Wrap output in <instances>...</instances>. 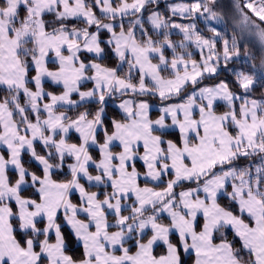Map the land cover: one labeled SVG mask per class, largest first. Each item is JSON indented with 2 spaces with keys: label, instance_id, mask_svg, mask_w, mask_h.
<instances>
[{
  "label": "snow or ice",
  "instance_id": "obj_1",
  "mask_svg": "<svg viewBox=\"0 0 264 264\" xmlns=\"http://www.w3.org/2000/svg\"><path fill=\"white\" fill-rule=\"evenodd\" d=\"M152 5L159 0H0V264H264V94L253 96L256 76L242 70H232L241 91L224 80L200 86L241 56L238 37L264 48V0H234L231 39L172 19L224 22L218 0H181L170 16ZM260 64L264 79V56ZM117 94L131 98L107 120L106 98ZM149 94L164 102L156 119L140 99ZM72 107L85 110L72 116Z\"/></svg>",
  "mask_w": 264,
  "mask_h": 264
},
{
  "label": "trees",
  "instance_id": "obj_2",
  "mask_svg": "<svg viewBox=\"0 0 264 264\" xmlns=\"http://www.w3.org/2000/svg\"><path fill=\"white\" fill-rule=\"evenodd\" d=\"M169 2H170V0L159 1V6L157 7V5H152V6H150V10H158V11H160L162 14H164L166 16H170L171 14L167 10V3H169ZM233 2H234V0H218L217 9L219 7L220 13L224 17L228 16V14H229L228 12L230 10L233 11V9L231 7ZM146 14L147 13H145L144 15H146ZM46 19H52V17L49 16V17H46ZM172 19L174 21H179L182 24L188 23L190 21H192L194 23H197V26H196L197 30L200 31L205 36H211V32L209 31V28L210 27H216L217 30H223L224 31L223 35L226 36V38L231 39V37H229V36H231V32H232L231 30H232L233 26L235 28V23L233 24L232 21L231 22L230 21L225 22L224 24H222L223 25L222 26V25H218V24H221V22H214V21L205 22V20H203V22H202V21H199L197 19H194V21H193L192 19H184V18H181V17H173ZM126 21H128V19ZM125 25H127L126 22H125ZM224 28H227V29H224ZM105 38H106V34H103L102 35V39H105ZM170 38L172 40H178L180 38V36L177 35V34H171ZM247 39L248 40L242 39L241 42H242V45H244L245 47L248 48L249 47L248 45H251V40H250V37L249 38L247 37ZM218 47H221L220 44H218ZM240 50H241V52H243V50L241 48H240ZM251 54H252L251 56L254 58L255 57L254 53L252 52ZM84 55H87V54H84ZM258 56H259V54H258ZM193 57H195V55H193ZM82 58H83V56H82ZM253 58H250L249 60H247V62L243 61L241 59H235L234 61H230L229 64H228V68L227 69H225L224 66H223V63H221V66L219 67V70H218L217 74L215 76H213V77H206L204 79L203 83L200 86L201 87L202 86H211V85H213L215 83H218L221 80H224V81L229 83V86L233 89V91H241L239 89H236L235 86H234L235 77L232 74V70L233 69L234 70L240 69V70L248 72L250 74H254V70L252 68ZM104 63L109 65V66H115L116 62H115V60H105ZM124 73H125V67H124L123 72H121V75H123ZM262 85H264V79H262L261 76H256V84L254 86V91H253V96L254 97L259 98L262 94H264V87H262ZM45 88L48 91H55L57 93L60 91V87L54 86L52 84H49L48 82H45ZM2 94H3L2 91H0V95H2ZM119 98H121V97H119ZM113 99H118V98L117 97L116 98H109V99L106 100L105 111H106V119L107 120H110L112 118L119 119L121 117L120 113L117 111V109L114 107V105L112 103ZM140 99H143L146 102L151 103V104H157V105L164 104V102H162L160 100V98H158L157 96H154V95H146V96L140 97ZM85 107L88 110L94 112L97 109L98 105L95 103V101H91V102H87L85 104ZM85 107H80L79 109H77L75 107L71 108L69 110V115L75 116L78 111H84ZM223 110H224V106L219 104L218 111H223ZM151 114L152 115H156V112L152 111ZM170 133L172 135H170L168 138L175 139L176 138V133L175 132H170ZM75 141H76V137L71 135V142H75ZM37 150L38 151H42V149H40L39 146H38ZM92 153H93L94 156H96L95 151H92ZM24 159L26 161L29 159L27 154H25ZM242 163H243V161H242ZM32 167L35 169L36 165L33 164ZM138 168L140 169L139 166H138ZM66 172H67V169L65 168L63 170V172H60L54 178L64 179ZM9 176L10 177H14L15 176V172L14 171H9ZM88 189L95 190L96 188L95 187H91V188H88ZM33 191L34 190L31 187H27L23 194L26 195V196H29V195H32ZM59 221H60V219L58 220V222ZM62 231L64 232V234H65V236L67 238V241H68V254L72 255L76 259L81 258L82 249H81L80 245H78L76 243L75 238L73 237V235L69 232V230L64 225H62ZM162 252H163V248L162 247H157L156 248V253L157 254H161Z\"/></svg>",
  "mask_w": 264,
  "mask_h": 264
},
{
  "label": "rangeland",
  "instance_id": "obj_3",
  "mask_svg": "<svg viewBox=\"0 0 264 264\" xmlns=\"http://www.w3.org/2000/svg\"><path fill=\"white\" fill-rule=\"evenodd\" d=\"M181 2V0H177V1H172V2H170V3H168L167 4V6L169 5V4H172V3H180ZM183 2H187V3H190V2H192V0L191 1H189V0H183ZM234 3V2H233ZM232 3V4H233ZM167 10H168V7H167ZM216 11L218 12V13H220V10H219V7H218V9L216 8ZM229 14H228V16L227 17H224L221 13V16L224 18V22H221V24H218V25H222V24H224L225 22H228V21H232L233 22V24L235 23L234 22V20H233V15H234V12L232 11V10H230L229 12H228ZM197 20H199V21H202L203 22V18H197ZM194 21V20H193ZM205 22H207V21H205ZM214 22H220V21H214ZM126 23H128V21H126ZM189 23H194V22H192V21H190V22H188V23H186V24H189ZM196 24V26H197V23H195ZM223 26V25H222ZM224 29H227V28H224ZM234 26H233V28H232V32H231V36L234 34ZM171 31V33H179V30H176V29H173V30H170ZM219 31H221V33L223 34V30H219ZM235 32L236 33H239V29H235ZM231 36H229V37H231ZM247 37L249 38L250 37V40H251V45H248L249 47L247 48V47H245L244 45H242V39H246V40H248L247 39ZM239 38L238 37V40H239V46H240V48L243 50V52H241V56L239 57V58H237V59H241V60H243V61H246L247 62V60H249L250 58H253L251 55V53L253 52L254 53V55H255V57L253 58V63H252V68H253V70H254V74L256 75V76H261V64H260V61H261V57L262 56H264V48H262V46L260 45V43H259V41L257 40V38L256 37H254V36H251V35H248V34H245L244 35V38ZM193 47H194V50H196V51H198L196 48H195V46L194 45H192ZM220 46L222 47V43L220 44ZM244 46V47H243ZM192 50V48L190 47L189 48V51H191ZM245 50H248L249 51V53H250V55L249 56H245L244 55V53H245ZM191 52H193V51H191ZM193 53H195V58H200V56H199V52H193ZM258 54H259V56H258ZM255 60V61H254ZM155 62V61H154ZM251 64V63H250ZM218 70H219V68H218ZM236 71H241L240 69H237ZM133 73H134V75H135V70H133ZM125 74H127V65H126V67H125V73L123 74V75H125ZM163 74H167V73H163ZM122 75V76H123ZM219 103H222L223 104V102H219ZM157 105V104H156ZM155 105V106H156ZM160 105V104H159ZM163 106V105H162ZM101 135V134H100ZM91 151H95V153H96V156L98 155V151H97V149L95 148V146H93L91 149H90ZM93 154V153H92ZM138 171H140L141 173H143V171L142 170H138ZM141 179H143L144 180V177H143V175H141V177H140ZM167 179V178H166ZM83 183H85L86 185H88L85 181H82ZM151 183H154V182H151ZM89 186V185H88ZM27 187H30V186H27ZM26 187V188H27ZM89 191H97V192H102V191H110L111 189L110 188H108V189H105L104 188V186H100V187H96V189L95 190H90V189H88ZM103 197H101V199H102ZM71 199H72V202L73 203H79V194L78 193H76V192H74L73 194H72V196H71ZM109 220H110V222H113L114 223V220H113V217L111 216V214H109ZM59 223H61L62 225H64V226H66V228L69 230V232L72 234V232H71V229H70V227L68 226V225H66V224H64V222H63V216L61 215L60 216V221H59ZM112 230H115V229H112ZM74 237V236H73ZM53 240H54V233H53ZM77 243V242H76ZM78 245H80L79 243H77Z\"/></svg>",
  "mask_w": 264,
  "mask_h": 264
},
{
  "label": "crops",
  "instance_id": "obj_4",
  "mask_svg": "<svg viewBox=\"0 0 264 264\" xmlns=\"http://www.w3.org/2000/svg\"><path fill=\"white\" fill-rule=\"evenodd\" d=\"M159 1H162V0H159ZM172 1H177V0H170V2H172ZM189 1H191V0H189ZM169 2V3H170ZM168 4V3H167ZM147 15H148V13L145 15V18L147 17ZM126 20L127 19H125L124 20V23L126 22ZM174 22H176V23H180L179 21H174ZM180 24H182V23H180ZM186 24V23H185ZM149 28H150V25H147ZM118 30V29H117ZM106 34V33H105ZM171 34H177V35H179L180 36V38L178 39V40H173L174 42H179L183 37H182V34H180V33H171ZM106 38H107V34H106ZM105 38V39H106ZM171 39V38H170ZM191 48H192V50L191 51H193V52H198V51H196V50H194V47L193 46H191ZM199 54V53H198ZM51 55V54H50ZM88 55V54H87ZM193 55H195V53H193ZM166 56L169 58V59H171V56H172V52H171V49H168L167 51H166ZM193 58H195V57H193ZM195 59H197V60H199L200 58L198 57V58H195ZM49 67H50V69L51 68H54L55 67V65L51 62V60L49 61ZM124 67H126V65L124 66ZM34 74V73H33ZM164 75H167V74H164ZM133 76H135L134 75V73H133ZM46 82H48L49 84H52V82L51 81H46ZM134 82H136L135 81V79H134ZM52 85H54V84H52ZM54 86H57V87H60V86H58V85H54ZM84 86V87H83ZM83 86H82V90H88V89H90L91 87H92V83L91 82H85L84 84H83ZM203 87V86H202ZM149 95H151V94H149ZM154 96H157L158 98H159V96L158 95H154ZM118 98V99H113L112 100V103H113V105H114V107L117 109V111L120 113V115L122 116L123 114L120 112V110L118 109V104L121 102V100L122 99H128V98H131V97H121V98H119V95L117 94V96H115V97H113V98ZM73 99H75V100H79V96L78 95H74L73 96ZM107 99H109V98H106V100ZM94 101V100H93ZM89 102H91V101H89ZM87 103V102H86ZM148 103V102H147ZM149 105H150V118H152V119H156V118H158V116H159V109L162 107V105L163 104H160V105H156V104H151V103H148ZM219 104H221V105H223L222 103H219ZM156 105V106H155ZM72 108H74V107H72ZM152 111H155L156 112V115H152L151 113H152ZM169 132H175L176 133V130L175 129H169L168 130ZM101 134V136H102V132L100 133ZM70 135H72V136H77V134H75V133H71ZM113 151H116V152H118V151H120V148L119 147H116V146H114L113 147ZM134 164H135V167L137 168V170H142L143 172L145 171V168H144V165H143V162L142 161H140V160H135L134 161ZM138 166L140 167V169L138 168ZM9 171H13V170H9ZM83 183V182H82ZM140 183H141V185L143 186V184H144V180L143 179H141L140 178ZM85 186H86V188H91V187H95V186H88V185H86L85 184ZM149 186H153V183H149ZM27 187V186H26ZM100 187V186H99ZM96 188V187H95ZM134 199V198H133ZM124 214H127L126 212L124 213ZM76 241V240H75ZM77 242V241H76ZM78 243V242H77ZM80 247H81V249H82V246L80 245ZM82 251H83V249H82Z\"/></svg>",
  "mask_w": 264,
  "mask_h": 264
}]
</instances>
